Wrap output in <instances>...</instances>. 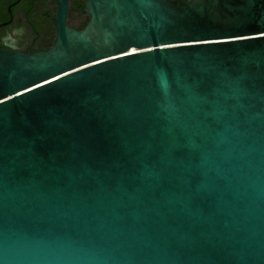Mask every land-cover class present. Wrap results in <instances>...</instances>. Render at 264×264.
<instances>
[{
  "label": "water",
  "instance_id": "95a60500",
  "mask_svg": "<svg viewBox=\"0 0 264 264\" xmlns=\"http://www.w3.org/2000/svg\"><path fill=\"white\" fill-rule=\"evenodd\" d=\"M0 48V264H264V0H57Z\"/></svg>",
  "mask_w": 264,
  "mask_h": 264
},
{
  "label": "flooded vegetation",
  "instance_id": "af4514ba",
  "mask_svg": "<svg viewBox=\"0 0 264 264\" xmlns=\"http://www.w3.org/2000/svg\"><path fill=\"white\" fill-rule=\"evenodd\" d=\"M57 0H0V48L35 50L53 44ZM86 0H68L67 24L82 29Z\"/></svg>",
  "mask_w": 264,
  "mask_h": 264
}]
</instances>
